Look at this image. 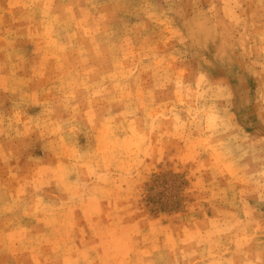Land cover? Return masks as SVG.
Masks as SVG:
<instances>
[{
	"label": "rangeland",
	"instance_id": "obj_1",
	"mask_svg": "<svg viewBox=\"0 0 264 264\" xmlns=\"http://www.w3.org/2000/svg\"><path fill=\"white\" fill-rule=\"evenodd\" d=\"M0 264H264V0H0Z\"/></svg>",
	"mask_w": 264,
	"mask_h": 264
}]
</instances>
